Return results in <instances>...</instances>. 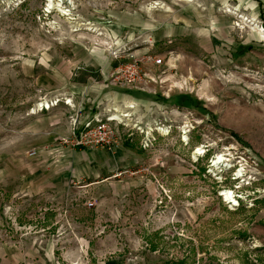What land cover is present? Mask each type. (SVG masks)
<instances>
[{"label": "rangeland", "instance_id": "1", "mask_svg": "<svg viewBox=\"0 0 264 264\" xmlns=\"http://www.w3.org/2000/svg\"><path fill=\"white\" fill-rule=\"evenodd\" d=\"M49 1L0 0V264H264V0Z\"/></svg>", "mask_w": 264, "mask_h": 264}, {"label": "built area", "instance_id": "2", "mask_svg": "<svg viewBox=\"0 0 264 264\" xmlns=\"http://www.w3.org/2000/svg\"><path fill=\"white\" fill-rule=\"evenodd\" d=\"M151 61L154 65H161L162 58L151 57ZM140 59L131 56L130 60L127 62L120 63L115 69V76L113 82L115 84H121L123 86H129L131 88L141 89L143 84L151 79L148 73L143 70L140 66ZM59 99L55 100L58 103ZM70 98L65 101V104H69ZM41 109L45 108L43 105L40 106ZM133 107H125L126 110L132 114ZM119 113V112H118ZM118 116H113L111 113L105 115L104 117H96L94 115L88 121L83 123L76 122L73 127L72 135L69 139L63 138L62 140L69 141L72 147H93L101 146L105 148H111L117 146L120 140V127L125 125L124 119L126 116H121V112ZM121 116V117H120ZM131 116V115H130ZM144 133L142 144L143 146L148 145L150 141L151 133L148 130L142 131ZM89 202V205H92Z\"/></svg>", "mask_w": 264, "mask_h": 264}, {"label": "bare ground", "instance_id": "3", "mask_svg": "<svg viewBox=\"0 0 264 264\" xmlns=\"http://www.w3.org/2000/svg\"><path fill=\"white\" fill-rule=\"evenodd\" d=\"M69 1V0H68ZM50 3H49V5L47 6V8L49 7V8H55V9H57L58 10V12L60 11L63 15H67V13H66V11L65 10H62V8H61V4L63 3V0H50L49 1ZM64 9V8H63ZM130 104V103H129ZM127 108H129V107H133V105L131 104V105H128V106H126ZM127 111V110H126ZM118 115H120V114H113V116H118ZM126 116V117H128V116H130L131 115V113L130 112H128V113H124V112H122V114H121V116ZM148 134H149V131H148ZM220 161V158L218 157V159L216 160V162H215V164H217L218 162ZM226 194V196H229L228 195V193L227 192H225Z\"/></svg>", "mask_w": 264, "mask_h": 264}, {"label": "trees", "instance_id": "4", "mask_svg": "<svg viewBox=\"0 0 264 264\" xmlns=\"http://www.w3.org/2000/svg\"><path fill=\"white\" fill-rule=\"evenodd\" d=\"M246 48H249V46H246ZM176 102L179 105H183V106H192V105L199 106V105L196 104L197 101H193L192 98L187 96V95H179L176 98ZM202 109H204V108H202Z\"/></svg>", "mask_w": 264, "mask_h": 264}, {"label": "crops", "instance_id": "5", "mask_svg": "<svg viewBox=\"0 0 264 264\" xmlns=\"http://www.w3.org/2000/svg\"><path fill=\"white\" fill-rule=\"evenodd\" d=\"M118 97H119V99H122L124 101H130L129 103L133 102L134 105H136V106H141V105H138V101H140V100L137 99V97L131 95L130 93H119L118 94ZM124 101H123V103H125ZM129 103H127V104L125 103L124 104L125 105L124 107H126L128 105H131Z\"/></svg>", "mask_w": 264, "mask_h": 264}]
</instances>
